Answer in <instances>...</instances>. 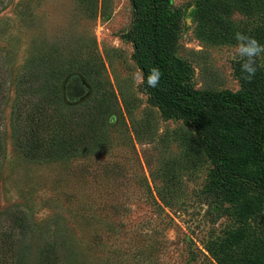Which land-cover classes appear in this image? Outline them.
Returning <instances> with one entry per match:
<instances>
[{
    "label": "rangeland",
    "instance_id": "1",
    "mask_svg": "<svg viewBox=\"0 0 264 264\" xmlns=\"http://www.w3.org/2000/svg\"><path fill=\"white\" fill-rule=\"evenodd\" d=\"M244 2L255 8L253 15L235 9L236 0H205L198 14L195 0H160L174 27L164 52L186 65L190 88L240 89L245 74L236 34L264 45V0ZM132 20L130 0L0 3V71L8 74L0 106L6 132L0 213L22 212L32 227L24 264H33L46 243L54 245L57 264H214L211 247L231 235L264 238V205L245 183L259 179V167L247 162L233 170L235 193L214 188L215 167L194 129L154 105L146 91L130 39ZM34 61L56 77L66 104L87 98L89 108L100 111L98 147L39 161L19 155L10 135L13 85ZM78 68L85 76H76ZM256 69L264 87V54ZM47 123L51 130L57 121ZM252 200L256 211L239 217L237 208Z\"/></svg>",
    "mask_w": 264,
    "mask_h": 264
},
{
    "label": "trees",
    "instance_id": "2",
    "mask_svg": "<svg viewBox=\"0 0 264 264\" xmlns=\"http://www.w3.org/2000/svg\"><path fill=\"white\" fill-rule=\"evenodd\" d=\"M133 20L130 39L135 62L141 72L146 91L154 105L190 125L198 135L201 147L215 167L212 183L219 192H237L230 187L234 169L247 162L260 170L258 180L238 177L251 184L264 205V87L258 78L243 79L236 92H205L190 88L189 71L183 62L174 63L164 52L166 43L174 35L172 17L160 8V0H130ZM205 0H195L194 10H204ZM2 0H0V3ZM235 9L254 14L255 8L244 0H236ZM224 11V10H223ZM227 11H225L226 13ZM166 55V56H165ZM3 65V64H2ZM41 61L29 63L16 77L14 98L10 108L11 138L19 155L26 160H46L83 154L100 145L94 125H100V111L87 105V98L79 102L63 101L56 87L57 79H50ZM162 72L156 88L149 87L147 77L152 68ZM1 68V63H0ZM3 68V66H2ZM76 76H85L79 68ZM52 76V74H50ZM53 80V81H51ZM8 83L7 71H0V106L6 103L3 86ZM102 97H100V100ZM101 112L109 108L100 101ZM51 111V112H50ZM0 114V122H1ZM47 121L57 124L50 130ZM95 122V123H94ZM2 124H0L1 127ZM6 132L0 130V157ZM103 140V138H100ZM229 186V189H228ZM232 188V189H230ZM260 206V207H261ZM258 205L245 202L237 208L239 217H251ZM239 212V213H238ZM32 231L22 212L0 213V264H24L27 253L25 240ZM223 244L211 247L214 264H264V238L250 239L231 235ZM82 250L81 246H77ZM80 261L85 257L80 254ZM59 259L52 243L36 250L33 264H57ZM210 264V263H208Z\"/></svg>",
    "mask_w": 264,
    "mask_h": 264
},
{
    "label": "clouds",
    "instance_id": "3",
    "mask_svg": "<svg viewBox=\"0 0 264 264\" xmlns=\"http://www.w3.org/2000/svg\"><path fill=\"white\" fill-rule=\"evenodd\" d=\"M235 38L239 42L237 55L242 60L241 71L245 79H252L256 74V58L264 54V45L260 44L254 37L237 33ZM162 72L159 68H152L147 77L149 87L156 88L161 80Z\"/></svg>",
    "mask_w": 264,
    "mask_h": 264
}]
</instances>
